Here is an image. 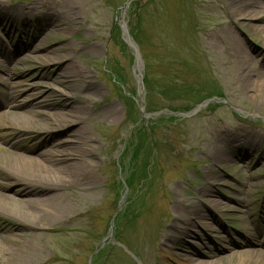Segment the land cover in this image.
Returning <instances> with one entry per match:
<instances>
[{
	"label": "rangeland",
	"instance_id": "obj_1",
	"mask_svg": "<svg viewBox=\"0 0 264 264\" xmlns=\"http://www.w3.org/2000/svg\"><path fill=\"white\" fill-rule=\"evenodd\" d=\"M125 1L0 0L16 21L12 32L0 27V47L10 54L21 47L10 63L0 52V65L9 69L0 76L17 88L30 86L26 93L38 84L35 89L72 94L53 81L59 69L40 56L47 49L32 52L72 46L79 48L74 59L103 91L86 98L92 102L85 119L90 155L82 160L90 184L63 190L68 203L60 216L24 217L33 229L16 232L18 223L0 216V230L8 229L0 245L25 251L24 264H179L190 253L216 264H249L251 255L241 251L260 245L248 243L246 230L264 226V85L255 93L242 84L232 33L254 55L253 67H264V32L233 19L231 0H136L123 12ZM67 13L73 17L56 26ZM109 103L118 108L114 120L101 109ZM5 111L12 112L0 100L2 165L15 153L40 158L53 141L73 137L60 127L24 131L9 124ZM248 144L258 147L250 158H235ZM227 149L231 160L217 164L214 152ZM2 178L0 172L5 183ZM203 190L226 210L209 205ZM194 208L212 218L214 232L191 229L204 245L181 234ZM258 238L264 242V234ZM164 247L176 254L166 257Z\"/></svg>",
	"mask_w": 264,
	"mask_h": 264
},
{
	"label": "bare ground",
	"instance_id": "obj_2",
	"mask_svg": "<svg viewBox=\"0 0 264 264\" xmlns=\"http://www.w3.org/2000/svg\"><path fill=\"white\" fill-rule=\"evenodd\" d=\"M232 18H240L243 22H250L248 26L255 30L264 32V0H231ZM33 8H28L26 13H29ZM69 17L63 16L56 21V26L61 25L62 21L72 18V14H66ZM65 17V18H64ZM51 19L53 17L51 16ZM238 20V19H237ZM241 21H239L240 24ZM254 23V24H253ZM16 25V21L10 14V10L4 11L0 9V27L3 32H12ZM48 25V24H46ZM49 28V27H48ZM232 33V42H236L233 46L237 52V69L241 71L243 82L246 90L250 87L255 93H262V84L264 85V67L262 65L254 66V55H251L239 42L240 40ZM130 42V40L128 39ZM50 45L44 47L35 46L32 52L38 51L41 48L47 51L40 55L45 63H53L59 72L54 76L53 81L61 85L64 89L73 91L72 94H63L56 88H39L35 85L30 93H26L30 86L25 88H17L13 83L7 82L5 78L0 76V100L1 103L12 112L5 111V118L9 124L21 128L24 131L31 129H52L60 127L73 135L72 138H65L53 141L48 148L38 153L40 158L33 156L19 155L15 153V158H6L5 162L0 164V172H3L5 178H2L5 183H0V201L5 204L4 208L0 207V216L13 219L18 223L15 231L30 228L34 226L29 224L24 217L34 219V216L39 220L48 219L53 216H60L66 209V195L64 189H69L75 186H85L90 184L89 167L83 162L82 158L90 154L85 147V143L89 140L87 135V127L85 119L91 112L89 106L92 103L87 97L93 99L100 98L103 91L101 87L94 81L90 80L89 74L85 72L74 59V54L79 50L77 47L49 48ZM20 48L12 54L4 52L5 49L0 47L1 55L7 62H13L20 53ZM3 67V68H1ZM0 70L7 73L8 66H1ZM5 86V88H2ZM7 87V89H6ZM50 88V89H49ZM25 94V98H20ZM104 115L109 120H114L117 117L118 108L115 103L104 105ZM16 110H18L16 112ZM36 115H34V114ZM35 117H43L44 121L38 120ZM68 133V134H69ZM52 145V147H51ZM258 147H252L248 144L247 151L234 155L231 149L225 150L223 154L214 152L213 157L216 163H225L231 160L230 155L234 157L250 158L249 154ZM5 149V148H3ZM6 150V149H5ZM9 150V149H8ZM10 151V150H9ZM244 154V155H243ZM248 154V155H247ZM264 155V149H263ZM235 158H232L234 160ZM14 188V186H16ZM12 189V194H4V190ZM27 194L29 197L20 199L17 196ZM205 201L217 210H226L228 205L222 202L219 197L210 190H203ZM224 199H232L230 196H222ZM33 206H39L44 209L42 213L30 210ZM23 207V209H22ZM7 208V210H5ZM12 209V210H10ZM29 216V217H28ZM55 217V216H54ZM211 216L207 213L194 208L193 216L185 221V225L181 230V234L186 236L195 235L199 241L203 243V235L196 230L208 229L214 232V228L210 223ZM7 228L0 230V239H7L5 231ZM191 230V231H190ZM194 230V229H193ZM248 243L260 245L258 248L245 249L241 251L242 255H251L249 264H264V251L261 248L264 246L263 240H259V236L264 234V226L257 227L256 230L247 228ZM255 231V232H254ZM4 233V234H3ZM247 243V244H248ZM252 246V245H251ZM172 248V246H171ZM170 247H164V255L173 257L176 253ZM25 251H8L0 245V260H4L10 264H24L23 254ZM192 253L183 256V260L179 264H216V261L209 260L210 255H204L207 259H198Z\"/></svg>",
	"mask_w": 264,
	"mask_h": 264
},
{
	"label": "trees",
	"instance_id": "obj_3",
	"mask_svg": "<svg viewBox=\"0 0 264 264\" xmlns=\"http://www.w3.org/2000/svg\"><path fill=\"white\" fill-rule=\"evenodd\" d=\"M144 62H145V68H146V74H147V72L149 71V66H148V64H147V61L145 60V58H144ZM146 78H148V76H146ZM162 91H164V88H162ZM161 95L163 96V97H165V94L164 93H161ZM205 97L206 96H212V94H210V93H208V94H206V95H204ZM203 97V96H202Z\"/></svg>",
	"mask_w": 264,
	"mask_h": 264
},
{
	"label": "water",
	"instance_id": "obj_4",
	"mask_svg": "<svg viewBox=\"0 0 264 264\" xmlns=\"http://www.w3.org/2000/svg\"><path fill=\"white\" fill-rule=\"evenodd\" d=\"M130 1H132V0H127V2L124 4V6H126Z\"/></svg>",
	"mask_w": 264,
	"mask_h": 264
}]
</instances>
